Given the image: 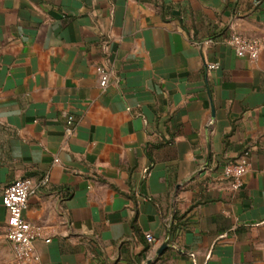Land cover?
<instances>
[{"label":"crops","instance_id":"1","mask_svg":"<svg viewBox=\"0 0 264 264\" xmlns=\"http://www.w3.org/2000/svg\"><path fill=\"white\" fill-rule=\"evenodd\" d=\"M232 31L264 38V0H0V264H264V50ZM44 175L19 263L3 189Z\"/></svg>","mask_w":264,"mask_h":264},{"label":"built area","instance_id":"2","mask_svg":"<svg viewBox=\"0 0 264 264\" xmlns=\"http://www.w3.org/2000/svg\"><path fill=\"white\" fill-rule=\"evenodd\" d=\"M249 1L253 5H258L260 0ZM222 41L232 49L237 57L246 58L250 61L256 60L260 52L264 50V38H248L236 31L230 32ZM209 42L213 41L210 39L203 41L204 44ZM218 67V62H205L207 73ZM96 72L99 76V85L103 88L106 87L108 72L103 67H97ZM65 133L67 135L73 133L71 116L67 117ZM249 166L250 163L246 152L234 161L225 164L223 175L229 180L231 190L237 191L242 187L243 179L249 170ZM47 182V175H44L37 181H34L31 177H20L8 183L3 189L1 203L8 212L5 238L12 247L15 261L19 263H30L37 259L34 243L39 233L24 217V210L27 208L29 197L36 189ZM144 237L149 243L154 240L150 233H146ZM48 241V239H45V242Z\"/></svg>","mask_w":264,"mask_h":264},{"label":"water","instance_id":"3","mask_svg":"<svg viewBox=\"0 0 264 264\" xmlns=\"http://www.w3.org/2000/svg\"><path fill=\"white\" fill-rule=\"evenodd\" d=\"M165 246H166V243H163V244L161 245V247L159 248V251H158V252H160Z\"/></svg>","mask_w":264,"mask_h":264}]
</instances>
